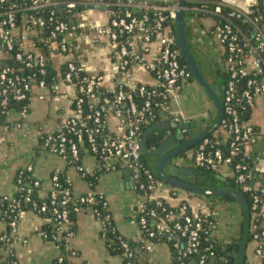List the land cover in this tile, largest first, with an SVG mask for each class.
<instances>
[{
    "label": "built area",
    "instance_id": "2783aa9c",
    "mask_svg": "<svg viewBox=\"0 0 264 264\" xmlns=\"http://www.w3.org/2000/svg\"><path fill=\"white\" fill-rule=\"evenodd\" d=\"M24 1V0H23ZM155 2H159L156 4ZM223 3V2H222ZM103 4V3H102ZM225 5H228L224 3ZM251 5L256 4V0H252ZM59 5L56 0H25L23 4H17L16 0H0V42L7 51L13 49L14 38L19 41V51L15 52L12 58L15 61L21 62L25 67H31L32 63L37 64L40 67V71H43L46 58L39 53L38 48L35 47L34 42L40 41V31L37 30L36 25L40 22V18L35 14L42 8L48 10V21L52 22V25L48 31L47 40L48 55L52 58L55 55L61 57L59 69L63 66L64 71L57 70V81L52 86L53 94L58 93L61 87L68 86L74 89V95L70 100V114L67 118L63 119L55 130L54 133L41 137V144L48 151L57 154L63 158L68 154L74 160H78L79 152L82 149L90 153L96 160L97 164L102 166L106 171H113L118 169L127 170L131 173L133 186L135 190L141 191L144 194L149 195L152 198H157L156 189L159 184H162L159 180L155 179L153 175L145 170L140 164V135L139 125H149L151 121L156 117H167L169 111V102H158L154 105L159 107L157 114L151 113L149 110L151 95L150 92L145 93L146 98L140 108H137L132 95L130 93H124L118 91L116 100L126 101L125 116H135L134 125L130 123V119H122L119 113H115L106 117L107 135L100 133L96 136V131L86 129L85 120L92 119L95 122L99 121L101 112L104 111V106H100L97 110H94L93 114H88L85 117L82 116V108L80 106L82 99L76 98V92L86 94L92 97L94 90L99 86H104L105 83H112L114 75L111 73H89V75L82 77L84 85L78 87L73 82V79L77 72L86 71L83 64L76 67L73 63V52L71 47L59 44L55 45L54 41L67 33V27L65 23L57 21L54 7ZM113 6H124L122 16H116L107 21L104 24H85V27L94 29L98 36L104 35L105 32L110 31L108 34L110 38L111 49L118 47L116 59V68L120 71L118 81L125 83L127 86L135 88L138 83L135 79L134 68L129 67L130 59L124 58L127 55V49L124 45L118 46L115 42L116 32L124 33L136 31L141 44L145 47L149 45L153 37L157 38L159 43L158 47V64H160V72L157 76V84L163 89L161 93L163 96H171L176 92L178 88L190 77V73L185 65L179 62V52L175 48V40L173 32H171L168 25H164L167 21H172L174 17L175 0H150L149 2H142L134 0H116L114 3L107 4ZM231 6V5H229ZM234 9L229 11L227 18L239 17L240 13L246 12L245 10L238 9L232 6ZM135 11H155L156 23L152 30L145 27L147 21L146 14H142L140 17H135ZM202 12L210 13L214 18V23L209 26L207 32L216 37L218 43L221 45L224 54L225 67L224 71L228 77L223 85V96L221 98V104L223 108V115H226L229 122L224 125L223 120L219 124V131H224L225 135H231V140L228 145V152L226 155H222L218 148L212 151V145L208 143V140L202 139L198 142L196 149L190 154L189 159L195 168H207L216 171L222 175H231L234 178L235 183L250 197V219L251 217H258L264 224V201L260 195H264V186L259 185L249 177L250 167L248 164L252 160L246 153L245 149L249 143L253 141V128L246 121H239L237 109L235 104L237 97L244 101V104L248 107L254 105V100L258 95H264V78L257 80V76L262 73V65L264 66V26L259 28L251 18L243 17V22H250L256 28L257 31L253 34V43L242 33L232 29V24L228 20L222 25H218V18L220 17V5L217 4L212 10L205 8H198ZM264 17V16H263ZM255 20V19H254ZM113 29V30H112ZM70 45V44H69ZM1 50V47H0ZM2 53L0 51V111L6 107L9 99L18 101L25 97V91H30L31 88L38 87L46 89L44 82L32 84L31 79H22L17 76L13 69L2 61ZM151 63L145 62L142 58L139 59V67L146 69L150 67ZM246 78L245 87L241 92L237 91V82L240 79ZM113 85V84H112ZM112 86H110L111 88ZM107 88V87H106ZM140 95L145 92L144 84H139L137 88ZM75 99L73 107H71L72 100ZM106 102V101H105ZM112 105V104H111ZM147 115L144 116V113ZM26 113L25 109L19 111V114L23 116ZM110 119L108 120V118ZM114 123H111V120ZM176 120V119H174ZM227 127V131L224 127ZM66 133L73 134L74 138L66 137ZM87 143V146H83V142ZM239 156L240 160L232 164V159ZM79 171L82 168L78 165ZM227 169V172H224ZM246 171V173H245ZM260 172L264 173V169ZM248 174V177L246 176ZM56 176L51 177V197L54 196V188ZM33 185L39 187V182L34 181ZM179 190V189H174ZM29 192V190H28ZM175 197V194L171 193ZM80 202L92 203V193H87L84 196L76 197ZM28 200L27 197L24 198ZM68 199H72V195L68 192H64L62 197V203H65ZM180 201V200H179ZM170 204V206H177V215L183 217V223L174 224V229L181 233V236L186 237V253H193L196 251L197 245V233L201 228L202 221L212 217V209L209 208V201L205 198H201L194 194L190 195V200L185 198L186 203ZM43 207H41V210ZM79 211L80 209H76ZM190 210V215L186 214V211ZM56 213V212H54ZM153 214V212H151ZM201 215V216H199ZM98 219L97 215H94ZM201 217V218H198ZM57 218H62L64 221L55 222L53 226L56 231L49 236L47 241H51L56 244V241L60 239L59 233L62 230L67 229V222L65 221V212L57 215ZM171 218V215L166 216L158 221L155 228L159 232H166L169 230L167 221ZM99 220V219H98ZM100 221V220H99ZM17 221L14 219L6 224L8 232L0 235V241L3 242V248L8 253L11 243L16 235ZM5 224V223H4ZM139 225H144V218L140 217L138 220ZM213 228L212 234L214 235L215 225H210ZM43 239H46V234L40 231ZM264 235V230L259 233L253 231L252 240L249 242L252 246L254 257L257 260V264H264V244H259L257 239ZM71 237V233L68 232L66 240ZM57 245V244H56ZM58 246V245H57ZM151 246L148 245V249ZM59 248V247H58ZM60 249V248H59ZM65 250L68 255H63L60 251L55 258L57 264H63L64 260H68L74 255L73 250L69 249L67 245ZM211 256V255H210ZM10 264H17V260L13 256V260ZM169 264V263H168ZM179 264H184L180 262ZM197 264H204V259L201 257Z\"/></svg>",
    "mask_w": 264,
    "mask_h": 264
},
{
    "label": "crops",
    "instance_id": "0c3cea01",
    "mask_svg": "<svg viewBox=\"0 0 264 264\" xmlns=\"http://www.w3.org/2000/svg\"><path fill=\"white\" fill-rule=\"evenodd\" d=\"M56 1L59 4L103 3L102 0ZM234 1L246 5V7L252 2V0ZM76 19L79 21V26L83 27L87 22L89 24H104L107 22V11L83 9ZM213 23V17L187 16L184 18L187 41L201 68L205 74L207 73L206 77L211 85L223 86L217 77L221 76L225 70L223 49L217 38L207 32ZM83 27H81L83 32L80 35L81 39L77 43L78 54L75 56L73 53V58L75 56L76 59L81 60L87 73H111L114 75L112 83L107 82L104 85L110 88L112 84L119 81L115 78L114 71L117 72V63L114 56L111 55L109 38L106 35L98 36L95 30ZM158 47L159 43L155 37L149 45L144 47L142 59L147 63H152L158 56ZM51 59L52 65L57 71L61 57L55 55ZM133 70L138 83L149 86L157 84L155 74L139 66L134 67ZM73 95L74 89L68 86L61 87V90L53 95H50L47 90L33 86L30 91L28 110L23 116L15 109H9L6 112L4 122L0 124V195H11L15 189L12 181L15 172L19 169L29 168L32 176L39 182L38 196L44 198L51 188V173L61 171L69 181L74 197L89 192L102 195L117 231L125 237L137 239L140 229L135 214L142 210L144 197L135 190L129 171L118 169L101 172L96 178L94 188H91L81 173L83 171L92 174L98 166L90 153L84 149L81 150L79 166L82 170L80 172L77 166L68 164L65 158L48 151L40 144L42 136L54 133L61 121L69 116L70 100ZM168 115L170 118H167L168 116L160 117L158 122L179 120L189 125L185 132L193 135L212 122L216 115V107L194 81L188 80L180 86L179 90L171 94ZM110 121L112 124L114 123L112 119ZM246 122L252 126L256 133L253 141L245 149L252 159L249 163V177L264 186V173L260 172L261 169H264V95H258L255 98ZM176 132L174 130L173 133ZM172 134L165 132L164 136ZM177 135L180 133L177 132ZM191 153L192 150L186 151L174 159L173 163L177 167L194 169L195 167L189 159ZM147 156L149 160L150 157L152 158V156ZM224 172H227V169H224ZM223 176L228 175L224 174ZM170 193L175 194V197ZM155 195L165 198L170 204L175 205L179 200H185V198L190 200L192 194L174 190L163 182L157 186ZM225 204L217 202L212 208V217L215 221L214 236L220 242L229 239L237 222L232 209ZM227 208L229 210H226ZM43 223L44 220L32 211H25L19 215L16 235L9 247L17 264H55L54 260L60 253V249L55 243L47 241L41 236L40 228ZM74 226L75 233L67 240L66 244L69 249L75 252V255L69 258L70 264H121V258L111 255L105 248L99 237L101 222L96 219L89 207H83L77 211ZM4 230L5 224L0 222V233ZM7 255V250L0 247V261L5 260ZM140 257H143L148 264H168L170 259L169 250L163 243L152 245ZM208 264L217 263L211 260ZM244 264H257L249 242L245 251Z\"/></svg>",
    "mask_w": 264,
    "mask_h": 264
},
{
    "label": "trees",
    "instance_id": "16d2710c",
    "mask_svg": "<svg viewBox=\"0 0 264 264\" xmlns=\"http://www.w3.org/2000/svg\"><path fill=\"white\" fill-rule=\"evenodd\" d=\"M116 0H102L103 4H111L114 3ZM142 1V2H149L150 0H134ZM17 4H23L25 3V0H16ZM156 4H159V2H155ZM220 5V17L218 18V25H222L223 23H226L228 20L232 24V29L234 32L238 31L242 32L251 43H253V34L257 31V28L250 22H243L242 18L247 17L251 18L256 25L261 28L264 26V0H256L255 5L249 4L246 8V12L240 13L239 17H232L227 19V15L229 11L234 9L232 6L225 5L222 3L221 0H186L185 2V11L184 16H193L195 18H203L207 17L210 18V13L202 12L201 10H198V8H205L207 10H212L215 5ZM60 5V4H59ZM59 5L54 7L56 20L65 23L67 27V33L65 35H62L58 37L54 43L55 45L64 44L71 47V52L75 53V56L78 54L77 50V43L78 40L81 39L80 35L82 32L83 26H79V21H77L76 16L81 13L83 9L81 8H68V7H59ZM125 9L124 6H116L115 9L106 10L107 11V21L109 22L110 19L116 16H122L123 10ZM48 10L47 8L40 9L35 16L40 18V22L37 23L36 28L40 31V41L34 42L35 47L38 48L39 53H41L45 58V64L43 66V71H40V67L37 64L32 63L31 67H25L21 62L15 61L12 56L15 52L19 51V41L18 39L14 38L13 41V49L10 51H7L2 43L0 42L1 47V53L3 58V62L6 64V66H9L13 69L14 73L19 76L20 78L26 80L31 79L32 84L38 83L39 81H43L44 85L46 87L45 90L48 91L50 95H53L52 92V86L57 81V71L54 69L52 65V59L48 55V44L50 41L47 40L48 37V31L52 25V22L48 21ZM142 14H146L147 21L145 22V27L149 30H152L154 28V25L156 23V15L155 11L152 10H146V11H135L134 16L140 17ZM255 19V20H254ZM164 25H168L171 32H172V21H167L164 23ZM86 29H89L88 27H83ZM94 30V29H91ZM113 30V29H112ZM110 31H107L104 33L108 38V34ZM67 35V37H66ZM155 38V37H153ZM152 38V39H153ZM110 41V38H109ZM115 42L118 46L124 45L127 49V55L124 58L130 59V63L128 64L129 67H137L139 65V59L142 58V54L144 53V46L141 44L138 34L136 31L131 32H124V33H118L116 32V38ZM70 44V45H69ZM176 48V46H175ZM177 49V48H176ZM118 47L112 49L111 55L114 56V58L117 57ZM74 56L73 63L76 67L80 66L81 60L76 59ZM263 59H264V53H263ZM73 57V56H72ZM158 58V56H157ZM157 58L152 61L150 64L151 66L147 68V70L155 76H158L160 72V64H158ZM179 62L184 65L183 60L181 59L179 55ZM262 73L257 76V80L260 78H264V66L262 65ZM65 68L63 66L59 69L60 71H64ZM101 74V73H100ZM89 75L86 71H79L75 75L73 82L78 87L79 85H84V82L82 81V77ZM120 75V71L117 70L115 78H118ZM228 75L224 71L221 73V82L222 85H224ZM189 81H193L192 77L190 76ZM245 81L246 78L240 79L236 86L237 91L241 92V90L245 87ZM140 83H137L135 88L132 90L129 86H127L123 82H117L112 85L111 88H106V86H99L97 87L92 97L82 94L79 92H76V98H81V108H82V116L85 117L88 114H93L94 110H97L101 105L104 106V111L101 112L99 121L95 122L92 119L85 120L86 129H91L96 131V136L100 133H103V135H107L108 129H107V123H106V117L109 115H113L116 112L119 113L120 118L122 119H130V123L134 125L135 116H128L125 115V109H126V101L121 100L117 101L116 96L118 91H123L124 93H130L132 95V98L137 106V108H140L143 104L144 99L146 98L145 93L150 92L151 95L148 98L150 100V107L149 110L152 113L157 114V111H159V107L154 105L158 102H169L170 97L169 96H163V89L156 84L154 86L144 85L145 92L143 95H140L137 88ZM180 87L178 88V90ZM31 91V90H30ZM30 91H25V97L22 100H12L9 99L7 102L6 107L2 108L0 111V124L4 122L6 112L9 109H15L17 111H21L22 109H25V111L28 110L29 105V99H30ZM106 101V102H105ZM75 102V99L72 100L71 107H73ZM112 104V105H111ZM235 107L237 109L238 114V120L239 121H247L249 115H250V108L247 105L244 104V101L237 97V102L235 104ZM147 115V112L144 113V116ZM167 118H170V115L167 114ZM224 125H226L229 122V119L226 115H223L222 117ZM159 121L157 115L156 117L151 121L149 125L140 124L139 125V135L143 133V131L148 127L151 126L154 123H157ZM224 130L227 131V127H224ZM165 132H170L171 134L174 132L173 129L164 130L160 133H151L148 136V139L146 141V145L148 148H152L155 146L159 140L164 137ZM253 134H256L253 129ZM183 139H186L188 136H190L189 133L185 132L183 134ZM66 137L68 138H74L73 134L66 133ZM204 139L208 140V143L212 145L211 148H208L209 150H213L215 148H218L222 155H226L228 152V145L229 141L231 140V135H226L224 131H219V127H217L213 132L209 133ZM42 140L40 139V144ZM198 143H196L194 146H192L189 150H192V152L196 149ZM41 146H43L41 144ZM83 146H87V143L84 141ZM184 153H181L180 155H183ZM179 155V156H180ZM81 157V152H79L78 160H74L71 158L68 154L66 155L65 159L68 164H72L75 166L79 165V160ZM149 157L145 153L140 154V164L142 167L150 172L153 177L157 180V176L154 173L153 170V157ZM240 160L239 156H236L232 159V164L236 163ZM249 168V164H248ZM195 169V175H194V183L199 186H225V187H231L238 189L243 193L245 196L248 204H250V197L249 194L243 191L234 181L233 176H223L216 171L207 169V168H194ZM106 171L102 166L98 165L96 170L92 174H87L85 172H81L83 177L86 179V181L89 183V186L91 188H94L96 178L101 173ZM246 173V171H245ZM56 176L55 181V188H54V196L51 197V192H48V194L44 198H40L38 196V188L33 185L34 181H37L31 173V169L25 168V169H19L15 172L13 176V184L15 186L14 192L11 195H0V222L5 223V230L0 233L6 234L8 232V228L6 227V224L12 220L18 219L19 215L25 211H32L33 213H36L39 217H41L44 220L43 225L40 228V231L44 232L46 234V239L49 238L51 234H53L56 229L53 226V223L55 222H62L64 221L62 218H57V215L61 214L63 211L65 212V221L67 222V229L62 230L59 235L60 239L56 241V244L60 248L61 253L65 256L68 255V252L65 250V246L67 244V234L68 232L74 235L75 233V215L77 213L76 209H81L83 207H89L94 215L98 216V219L101 222V229L99 231V237L103 241V244L107 251L111 255H116L121 258V264H148V262L143 258L140 257V255H144L146 251H148V245L152 246L154 244L163 243L167 246L169 250V264H179L180 262H183L184 264H197L198 260L202 257L204 259V264H208L211 260L216 262L217 264H233V258L234 253L237 249V243L241 234V213L239 210L238 205L234 200H232L229 197H214V196H203V195H197L201 198H205L209 201V208L212 209L214 203L222 202L229 204V208L232 210L235 208L239 211V217L240 220L238 223H236V228L232 232V235L229 237V239L225 242L218 241L215 236L212 234L213 228L210 227V225H215L214 219L207 217L205 218L201 223V228L197 233V245H196V251L193 253H186V237L181 236V233L174 229V224H182L183 223V217H179L177 215V206H170L169 202L165 198L157 197L152 198L147 194H144L141 191H138L141 195L144 197V203L141 211L136 212L135 218L138 223V220L140 217L144 218L145 224L139 225L140 229V235L137 239H131L128 237L123 236L120 234L117 229L115 228V225L113 223V220L111 218V215L107 209V204L102 195L97 193H92L93 196V202L92 203H86V202H80L76 197L72 195L71 192V185L69 181L67 180L65 174L61 171H53L51 173V177ZM248 177V174L246 175ZM160 181V180H159ZM162 182V181H160ZM163 183V182H162ZM167 186L171 187L172 189H179L175 188L167 183H164ZM29 190V192H28ZM182 190V189H179ZM68 191L72 195V199H68L65 203H62V197L64 196V192ZM184 191V190H182ZM187 192V191H185ZM190 193V192H187ZM193 194V193H190ZM85 195V194H84ZM81 195V196H84ZM170 195H172L170 193ZM25 197L28 198L27 201H25ZM261 199L264 201V195H260ZM186 203L185 200H180L179 204ZM41 207L43 209L41 210ZM56 212V213H54ZM153 212V214H151ZM186 214L190 215V210L186 211ZM171 215V218L167 221V224L169 226V230L166 232H159L155 226L158 223L160 219L166 218V216ZM201 216V215H199ZM198 218H201L199 217ZM261 230H264V224L261 222V219L258 217H251L250 219V228H249V238L248 242L252 240V233L253 231L259 233ZM259 244H264V235L258 237L257 239ZM0 247H3V242L0 241ZM74 252V251H73ZM75 255V252H74ZM211 255V256H210ZM8 257L5 260L0 261V264H10V262L13 260V256L11 253H8ZM55 264H57L54 261ZM63 264H70L68 260H64Z\"/></svg>",
    "mask_w": 264,
    "mask_h": 264
},
{
    "label": "water",
    "instance_id": "95a60500",
    "mask_svg": "<svg viewBox=\"0 0 264 264\" xmlns=\"http://www.w3.org/2000/svg\"><path fill=\"white\" fill-rule=\"evenodd\" d=\"M221 1L241 10H245L246 8V5L239 4L234 0ZM185 2L186 0H175L174 17L172 20V32L175 46L193 81L215 105L216 115L207 127L196 134L188 136L186 139H183V134L189 128L188 124L179 120H167L154 123L151 126H148L140 136V152L154 157L153 170L160 181L193 194L206 197H229L236 202L241 213V234L238 242H236L237 249L234 253L233 264H244L245 251L249 238L250 210L243 193L238 189L231 187H205L196 185L193 181L195 175V170L193 168L177 167L173 163L174 159H176L181 153H185L196 143L204 139L209 133L213 132L219 126L223 117V108L221 104L223 87L218 84L211 85L186 38L184 25V11L186 9ZM59 7L81 8L87 10H111L115 9L116 6L100 3H61ZM133 12H135V10H133ZM114 72L116 73V70ZM168 129H174L179 132L180 135H177L176 132L170 136H164L151 149L147 147L146 141L149 134L153 132L160 133Z\"/></svg>",
    "mask_w": 264,
    "mask_h": 264
},
{
    "label": "rangeland",
    "instance_id": "374dc122",
    "mask_svg": "<svg viewBox=\"0 0 264 264\" xmlns=\"http://www.w3.org/2000/svg\"><path fill=\"white\" fill-rule=\"evenodd\" d=\"M209 204H210V203H209ZM225 205H226L227 207L229 206V204H225ZM225 208H226V207H225ZM226 210H229V209L227 208ZM232 213L236 216V218H237V222H236V223H238L239 220H240V217H239V211H238L237 209L234 208V209L232 210ZM232 213H231V214H232ZM231 214H230V215H231ZM235 228H236V226H235ZM231 235H232V234H231Z\"/></svg>",
    "mask_w": 264,
    "mask_h": 264
},
{
    "label": "flooded vegetation",
    "instance_id": "af4514ba",
    "mask_svg": "<svg viewBox=\"0 0 264 264\" xmlns=\"http://www.w3.org/2000/svg\"><path fill=\"white\" fill-rule=\"evenodd\" d=\"M206 74H207V73H206ZM217 77H218V78L220 79V81H221V76H217ZM214 81H215V80H214ZM220 81H219V82H220ZM222 87H223V86H222Z\"/></svg>",
    "mask_w": 264,
    "mask_h": 264
}]
</instances>
